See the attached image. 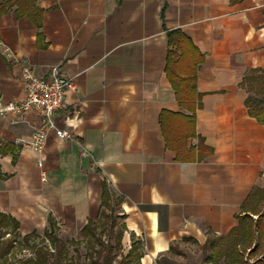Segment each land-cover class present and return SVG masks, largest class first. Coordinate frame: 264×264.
<instances>
[{
	"label": "crops",
	"instance_id": "crops-1",
	"mask_svg": "<svg viewBox=\"0 0 264 264\" xmlns=\"http://www.w3.org/2000/svg\"><path fill=\"white\" fill-rule=\"evenodd\" d=\"M176 30L201 56L194 111L167 74ZM24 65L75 90L55 115L71 137L49 131L42 167L17 144L40 127L37 111L0 118V213L20 235L52 219L82 238L109 192L141 264H185L184 248L217 238L239 246V217L264 189V124L243 85L264 75V0H0V102L25 97Z\"/></svg>",
	"mask_w": 264,
	"mask_h": 264
},
{
	"label": "trees",
	"instance_id": "trees-1",
	"mask_svg": "<svg viewBox=\"0 0 264 264\" xmlns=\"http://www.w3.org/2000/svg\"><path fill=\"white\" fill-rule=\"evenodd\" d=\"M168 36L169 46L175 50L170 49L169 51L167 74L180 101L186 104L189 102L194 111L197 99L196 68L201 62V56L195 53L192 43L180 31L169 32ZM174 59L186 62V66L189 65L190 73L186 77L178 76L177 61ZM247 80L243 84L250 91L245 102L246 106L250 115L264 124V75H256V72H253ZM254 82L256 83L255 87L253 86ZM257 194L255 205L249 209L247 206L244 207L245 214L239 217L241 228L238 231L237 239L241 242L239 246L235 244L234 247H228L230 250L228 256H231L230 264H247L245 256L248 249H251L248 256L255 258L252 264H264V189L258 190ZM121 202V199L114 198L111 193H104L103 210L99 218L97 221H90L82 230L83 242L86 245V256L83 262L73 260L69 256L70 245L82 242H77L72 238L62 240L57 234L59 227L55 221L50 219L41 238V243L44 245L39 247L33 245L36 257L29 259L24 264H141L144 252L140 242L133 241L129 249L126 251L124 249L123 238L126 228L123 223L117 222V219H121L118 214ZM248 212L257 215V218L252 219ZM9 231L19 234L18 223L11 217L0 213V264H9L8 255L14 247V239L2 240L7 233H10ZM37 235L36 232H33L23 236L24 243L28 245ZM220 240L222 239L208 240L202 247L207 260H213V264H219L226 256L224 247L217 248ZM46 241L50 243L54 252L48 249L49 245L46 244Z\"/></svg>",
	"mask_w": 264,
	"mask_h": 264
},
{
	"label": "built area",
	"instance_id": "built-area-1",
	"mask_svg": "<svg viewBox=\"0 0 264 264\" xmlns=\"http://www.w3.org/2000/svg\"><path fill=\"white\" fill-rule=\"evenodd\" d=\"M21 80L25 97L18 102H0V118L8 114L22 115L32 109L37 111L41 120L40 127L34 131L30 140L19 141L17 144L38 153V164L42 167L49 131H54L61 139L71 137L69 131L57 128L55 115L63 109L66 92L75 90V84L69 77L59 74L50 78L39 77L27 65L22 67Z\"/></svg>",
	"mask_w": 264,
	"mask_h": 264
},
{
	"label": "rangeland",
	"instance_id": "rangeland-1",
	"mask_svg": "<svg viewBox=\"0 0 264 264\" xmlns=\"http://www.w3.org/2000/svg\"><path fill=\"white\" fill-rule=\"evenodd\" d=\"M118 215V214H117ZM118 223H121L122 220L121 219H117ZM119 225V224H118ZM10 233H7L2 240H15L14 241V247L12 249V251L10 252V254L8 255V260H9V264H24L25 262H27L29 259H35V249L33 247V245H37L36 247L42 246L44 244L41 243V238L43 237V233H37L38 235L36 237H34V239H32L30 241V243L28 245H26L23 241V236L20 234H16L13 231H9ZM58 236L62 239V240H70L71 238L69 236H67L65 233L57 231ZM74 239V238H72ZM77 242H82L80 244H71L70 245V254L69 256L73 259V260H80L81 262H83V260L85 259L86 256V245L83 242V238H77L74 239ZM230 241V240H229ZM47 245H49L48 249L51 252H54V250L52 249V247L50 246V243L48 241H46ZM230 242L226 243V246L224 247V253H226V256L219 262V264H229V252L230 250L228 249V244ZM125 251L127 250V248H125ZM185 252L184 256H181L179 259L180 261L185 264H213V260H207V256L206 254L203 252V249L198 247V246H192L189 248H184L183 249Z\"/></svg>",
	"mask_w": 264,
	"mask_h": 264
}]
</instances>
